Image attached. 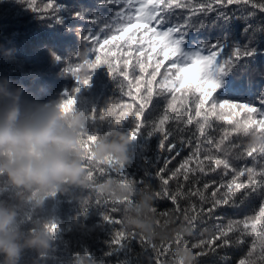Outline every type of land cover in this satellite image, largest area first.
Wrapping results in <instances>:
<instances>
[{
	"label": "trees",
	"instance_id": "obj_1",
	"mask_svg": "<svg viewBox=\"0 0 264 264\" xmlns=\"http://www.w3.org/2000/svg\"><path fill=\"white\" fill-rule=\"evenodd\" d=\"M200 2L203 0H191L194 6ZM31 3L36 11H32L25 0H0V77H8L17 84H23L26 87V99L45 105L58 104L69 99L73 90L80 87L81 91L76 94V108L88 114L95 110L94 115L97 117V124L101 131H106L109 127L107 125V120L111 118L107 111L109 105L115 106V111L119 115L118 104H133V109L129 111V118H131L132 112L135 111V102L132 97L122 93L121 83L126 85L127 81L119 74V71L110 75L106 64H101L93 70L84 64L82 58L86 56L94 62L96 55H101L103 59L104 52L99 49L90 52L91 42L85 41L83 37L89 32H99V29L103 27L101 21L111 18L124 6L104 5L103 0H31ZM46 4L52 7L45 8ZM57 5L59 10L53 12V8ZM221 11L232 17L230 22L226 23L222 18L218 19L214 11L208 13L206 17L203 13L193 16L191 10L187 8L175 9L172 12L171 23L183 21L189 16L197 23L200 20L206 23L204 29L188 31L178 56L181 59L194 58L197 55H208L214 50V45L221 47L222 52L212 70L213 79L218 84L213 94L214 101L221 104L229 102L260 107L261 102L264 101V12L253 9L251 5L243 6L242 9L241 6L235 4L228 5ZM76 13H82V15L77 16ZM249 13H254V15H249ZM93 20H96L95 24L92 23ZM245 47L252 48L255 55L235 60L234 50L241 48L243 51ZM108 48V45H104L105 51ZM78 53H81L80 57ZM107 54L117 70L124 69L125 57L120 55L116 48L113 47ZM168 63L165 61V66ZM67 68L74 69L81 81L90 75V86L78 81L74 75L66 71ZM124 70L129 72V79L132 78L133 71L136 74L139 73L138 68L134 70L131 66ZM163 71L162 67L161 72ZM124 91H127L126 87ZM170 99V94L166 97L154 96L152 103L141 116L140 136L133 140L130 146L131 160L125 165L128 179L136 182L137 189L148 186L150 191H159L162 186L159 177L162 175L169 181L167 188L170 193L175 192L178 183L183 185L185 192L194 188L203 190V185L207 183L210 185L204 191L207 197L221 183H228L232 179L231 171L228 175L223 174L222 168L207 171L206 174L189 173L188 181H184L182 176L179 179L169 178L171 173L179 168L180 163L193 151L191 146L185 145L180 155L177 156L174 152L168 151L170 142H176L180 136L184 138L190 136L195 131L197 122L203 120V113L195 117L193 107L189 113L194 116L193 124L183 125L187 130L179 134L176 130L177 122L169 120L165 125V130H172L173 135L165 141L163 149L159 148L161 133L157 132L151 137L147 135L152 130L151 123L167 107ZM191 100L190 96V107ZM210 103L211 101L207 102L205 107L207 108ZM177 107H180L179 104ZM180 111L184 110L180 109ZM101 114L106 118L103 122L98 120ZM240 116H243V112H240ZM208 119L210 127L205 125L204 131L207 136L214 138L211 145L213 154L224 158L227 152V158L235 167H253L251 157L236 159V156L251 143L250 132L245 135L243 131H236L228 122L229 119L234 121L237 117L233 115L218 119L214 113H210ZM93 126L92 123L90 127ZM119 127L120 131L130 135L133 125L131 121H125ZM225 134L227 138L221 143ZM200 140L203 142L205 136H200ZM202 147H208V145L202 144ZM200 159H203V153ZM166 160L170 162L165 166ZM195 163L196 161L193 160L189 167H194ZM255 166L259 168V164ZM205 167L207 169V163ZM160 169L164 170L161 172ZM94 177L98 182L106 178L122 179L114 170L103 176L94 173ZM96 198H98V193L91 188L70 186L68 192L50 195L42 205L34 206L33 203L21 201L18 190L10 184L7 176L0 175V201L18 206V219L22 231L28 234L53 223L60 229L58 233L50 234L51 247L45 253L42 254L37 249H26L19 264H77L81 257L87 264H121V262L124 264H154L151 259V249L149 248L147 253H144L138 240L131 241L132 252L127 248L121 250L120 245L112 243L115 231L122 227L129 204L117 203L115 205L117 211L112 212L111 203L97 205L95 204ZM100 198L113 200L106 196ZM136 199H130L132 205L136 203ZM237 200L239 201V195ZM190 202L200 204L196 196L188 199L180 198L177 201L181 210ZM154 205L159 227L171 234L175 225L162 213L166 211L171 213L176 205L166 198H155ZM209 206V204H204L205 209ZM261 206H264V203L258 196L250 197L238 208L225 205L211 215H204L203 219L197 221L193 234L184 239L191 246L200 238L207 239L214 232L216 225L227 224L230 219H242L245 216L258 214ZM105 212L120 223L112 225L105 221L103 218ZM77 217H79L78 222ZM172 219L179 224L175 216H172ZM128 231L135 230L125 229V235ZM229 236L234 237V234L230 233ZM252 239V237H245L244 244L239 246L233 244L228 247H217L220 241L216 240L211 246L215 250L207 251L206 255L200 256L199 264H238L239 260L244 258L250 250ZM126 242L121 241V243ZM154 243L159 244L160 241H154ZM193 250L200 251V249ZM110 251L113 254L107 255ZM132 256H136L137 259H131ZM172 257V249H169L167 257L163 258L169 259L170 264H173ZM2 261L3 257H0V264Z\"/></svg>",
	"mask_w": 264,
	"mask_h": 264
},
{
	"label": "snow or ice",
	"instance_id": "obj_2",
	"mask_svg": "<svg viewBox=\"0 0 264 264\" xmlns=\"http://www.w3.org/2000/svg\"><path fill=\"white\" fill-rule=\"evenodd\" d=\"M25 2H27L28 7L32 11H36L31 0H25ZM103 4H120L124 7L116 11L111 18L101 21L103 27L99 29V32H89L83 37L85 41L91 42L90 52L97 49L104 52L103 59L101 55H96L94 62L87 59L86 56L82 58L84 59V64L93 70L101 64H106L109 67L110 75L115 71H119V74L127 81L126 85L121 83V91L124 95L132 97L135 102V111L132 112L131 118H129V111L133 109V104L119 105L117 102L120 108L119 115L115 111V106L109 105L107 109L108 115L111 117L107 120L109 127L106 131H101L97 124V117L94 115L96 111L93 110L90 113V119L96 131L95 134L92 133L87 136L85 146H90L97 135L108 134L113 130L114 126H122L125 121H131L133 125L130 133L132 139L138 138L140 136L139 129L141 128L140 118L152 103L153 97H166L170 94L171 99L168 101L167 107L151 123L152 130L147 133L149 137L157 132L162 134L159 143L160 149L165 147V141H168L169 137L173 135L172 130H165V125L169 120L177 122L176 130L178 134L187 130L183 125L193 124L194 116L189 114L193 107L195 109V117H199L203 113V120L197 122L196 129L190 136L186 138L180 136L176 142H170L168 151L174 152L177 156L180 155V151L185 145L191 146L193 151L191 155L180 163L179 168L171 173L169 178L179 179L182 176L184 181H188L189 173L199 172L206 174L207 171H216L217 168H222L224 175H228L229 171H231L232 179L228 183H221L207 197L204 194V191L210 187L207 183L203 185V190L194 188L189 189L188 192H185L183 185L178 183L175 192L170 193L167 188L169 181L162 175L159 177L162 181L159 191H150L148 186L139 188L138 191L141 194L146 191L151 192L157 199L166 198L171 200L176 207L171 213L166 211L162 215L169 219L175 216L179 223L192 225L193 230L197 221L203 219L204 215H211L225 205L231 208H238L240 204L253 196H258L264 203V143H249L236 156V159L239 160L245 156L251 157L254 166L237 168L227 158V152L224 158L213 154L211 145L214 138L207 136L204 131L205 125L210 127L208 119L210 113H214L218 119L235 115L237 119L234 121L229 119L228 121L233 125L234 130L243 131L245 135L250 132L251 136L256 134L264 137V101L261 102L262 106L260 107L248 104L229 102L221 104L215 102L213 94L218 84L213 79L212 70L215 61L222 52V48L214 45V50L210 51L208 55H197L194 58L181 59L178 54L181 52V45L184 43L188 31L204 29L206 23L204 20H200L197 23L192 20L191 16L183 21L171 23L172 12L180 8L190 9L193 16L197 13H203L206 17L208 13L214 11L218 19L222 18L227 23L231 21L232 17L221 11V9L233 4L241 6L242 9L243 6L251 5L253 9H259L264 12V0H203V2L195 6L191 3V0H103ZM44 7L51 8L52 5L46 4ZM58 10V5L53 8V12ZM76 15L81 16L82 13H76ZM249 15H254V13H249ZM92 23L95 24L96 20H93ZM104 45L109 46L107 51L104 50ZM113 47L117 49L120 55L125 57L123 61L124 69L129 66L134 70L138 68V74L133 71V76L129 79L128 71L124 69L117 70L112 65L111 58L107 53L111 52ZM77 55L80 57L81 53ZM254 55L255 51L248 47H245L243 51H241V48H236L233 53L235 60ZM165 61L169 62L167 66H165ZM77 66L79 67L80 65ZM162 67L164 68L163 72H161ZM66 71L74 75L84 85L90 86V75H87L81 81L74 69L67 68ZM125 87L127 91H124ZM80 91V87H76L73 90L70 98L63 102V110H71L76 102V94ZM190 96L192 97L191 107L189 106ZM209 101L211 103L206 108L205 105ZM177 104H179V108ZM180 109L184 111L181 112ZM240 112H243L242 117ZM105 119L103 114L98 117L101 122L105 121ZM200 136H205L203 142L200 140ZM225 138H227V134L222 138L221 143ZM202 144L208 145V147H202ZM201 153H203L202 160L200 159ZM193 160L196 161L195 166L189 167ZM169 162L166 160L165 166ZM206 163L208 165L207 169L205 167ZM256 164H259V168L255 166ZM113 170L118 177L122 178L117 180H128L136 185L135 181L128 179L125 166L117 165L112 161L103 165H96L90 162V175L92 177H94V173L103 176ZM163 170L160 169L159 171L162 172ZM140 183L142 184L143 182L141 181ZM90 188L95 191L94 187ZM221 189H224V191H221ZM238 195L239 201L237 200ZM191 196L198 197L200 204L197 205L190 202L187 207L181 210L177 203L178 199H188ZM100 197L102 196L98 194L95 204L111 203L113 205L111 208L112 212L117 211L115 207L117 203H122L117 200H102ZM123 203L131 205L132 201L129 200ZM204 204H209L210 206L205 209ZM103 218L112 225L120 223L107 212H105ZM127 219L128 215L126 213L121 229L115 231V236L112 240L113 244L120 245L121 250L127 248L132 252L131 241L138 240L144 253H147L149 248L151 249V259L154 264H170L169 259L163 257H167L168 250L173 248V244L179 245L183 242L185 247L189 246V242L182 239L179 235L176 236L174 241L167 244L150 242L146 237L137 234L135 231H128L127 235H125V229L129 228ZM257 224H259V227H257ZM48 229L52 234L60 231L59 227L54 223L48 225ZM230 233H233L234 237H230ZM245 237L253 238L251 247L246 256L239 260L238 264H264V206L259 208L258 214L245 216L242 219H230L227 224L216 225L214 232L207 239L200 238L197 242L192 243L190 247L200 249L197 254L202 256L206 255L207 251L215 250L211 246L216 240L220 241L217 247H228L233 244L239 246L245 243ZM121 241L127 242L121 243ZM112 254L113 252L111 251L107 253V255ZM131 259L135 260L137 257L132 256ZM174 259L173 255L171 260L174 261ZM121 264H124V262H121Z\"/></svg>",
	"mask_w": 264,
	"mask_h": 264
},
{
	"label": "clouds",
	"instance_id": "obj_3",
	"mask_svg": "<svg viewBox=\"0 0 264 264\" xmlns=\"http://www.w3.org/2000/svg\"><path fill=\"white\" fill-rule=\"evenodd\" d=\"M26 87L8 77H0V175H6L18 190L21 201L40 206L58 192H68L70 186L94 187L101 195L120 202L137 198L128 206L127 225L150 242L168 243L179 235L184 239L193 234L188 223L176 224L171 234L159 227L155 196L141 194L128 180L106 178L97 181L90 175V162L96 165L109 161L125 166L131 160L132 137L114 126L108 134L97 135L85 146L89 133L95 134L90 114L71 110L58 104H40L25 98ZM252 143H264V137L252 134ZM118 170V169H117ZM18 206L0 201V257L2 264H19L26 249L45 253L51 247L48 226L28 234L21 230ZM77 222L79 217L76 218ZM173 264H199L197 252L183 242L173 244ZM77 264H87L79 258Z\"/></svg>",
	"mask_w": 264,
	"mask_h": 264
}]
</instances>
